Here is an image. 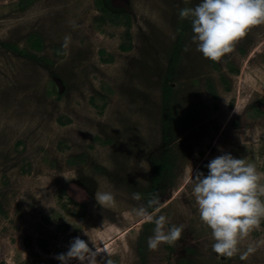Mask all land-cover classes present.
Instances as JSON below:
<instances>
[{
	"label": "rangeland",
	"instance_id": "rangeland-1",
	"mask_svg": "<svg viewBox=\"0 0 264 264\" xmlns=\"http://www.w3.org/2000/svg\"><path fill=\"white\" fill-rule=\"evenodd\" d=\"M110 3L131 18L129 52L124 28L100 22L93 0H0V264H61L76 237L95 264H264V218L239 253L221 256L191 196L194 174L225 153L264 184V24L212 61L179 16L200 0ZM158 159L170 168L154 182ZM97 192L112 200L101 205ZM160 215L184 231L149 250Z\"/></svg>",
	"mask_w": 264,
	"mask_h": 264
},
{
	"label": "clouds",
	"instance_id": "clouds-1",
	"mask_svg": "<svg viewBox=\"0 0 264 264\" xmlns=\"http://www.w3.org/2000/svg\"><path fill=\"white\" fill-rule=\"evenodd\" d=\"M181 19H190L192 42L196 50L206 59H219L232 50L235 41L257 25L264 24V0H200L195 7L180 10ZM71 37H64V47H68ZM188 50L187 48L185 49ZM141 168L149 171L146 161ZM208 172L194 174V186L191 196L200 220L210 228L214 241L212 250L221 256L232 257L240 252V243L254 228H258L264 218V184L262 174L254 165L241 158L225 153L213 158L206 165ZM134 199H141L140 193H133ZM97 201L105 206L112 200L110 193H96ZM159 204V196L153 195L149 206ZM142 214L145 209L140 210ZM153 235L147 240L149 250H156L162 243L174 244L181 239L183 225L166 227L167 219L160 215L153 220ZM249 246L241 254L244 260L255 251ZM61 264H70L78 260L80 264H95L89 242L76 237L68 251L55 257Z\"/></svg>",
	"mask_w": 264,
	"mask_h": 264
},
{
	"label": "trees",
	"instance_id": "trees-1",
	"mask_svg": "<svg viewBox=\"0 0 264 264\" xmlns=\"http://www.w3.org/2000/svg\"><path fill=\"white\" fill-rule=\"evenodd\" d=\"M93 4L96 8V11L100 14L101 17L98 18L100 22H103L106 20L108 23L111 25L115 26H122L124 28L123 32V39L124 42L120 44L119 49L122 52H129L132 49V44H131V18L128 14H126L122 10H117L114 8L110 0H93ZM29 45L31 48L34 49H41L42 42L39 37H35L34 41H28ZM5 48L16 50L13 46H6ZM233 71V70H230ZM237 72V71H235ZM220 82L222 83V86L224 87L225 91H230L229 86L227 85L229 83L228 79L226 76L223 74L220 75ZM206 91L212 98L217 97V91L214 87V85L210 82L207 81L205 84ZM167 88H163V96H162V101L165 102V99H167V93L165 92ZM104 107V106H103ZM170 168V164L164 160L161 159L158 161H154L152 163V173H153V181L157 182L160 180L161 176L168 172ZM46 242H40L39 247L45 251L46 249ZM35 257H38V254H33ZM59 264V263H58Z\"/></svg>",
	"mask_w": 264,
	"mask_h": 264
}]
</instances>
